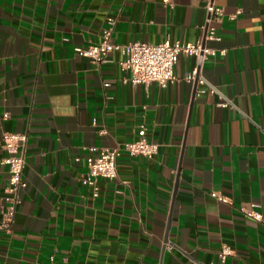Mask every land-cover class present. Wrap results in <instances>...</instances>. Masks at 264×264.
Instances as JSON below:
<instances>
[{"label":"crops","instance_id":"obj_1","mask_svg":"<svg viewBox=\"0 0 264 264\" xmlns=\"http://www.w3.org/2000/svg\"><path fill=\"white\" fill-rule=\"evenodd\" d=\"M215 4L218 40L205 46L224 55L201 65L205 84L182 80L196 61L179 56L178 81L159 87L122 83L118 52L94 65L76 49L98 43L108 19L118 45L195 43L203 0H0V139L26 136L8 230L0 146V264H222V245L223 264H264V0ZM141 128L156 153L121 154L118 180L92 198L80 184L89 150Z\"/></svg>","mask_w":264,"mask_h":264},{"label":"built area","instance_id":"obj_2","mask_svg":"<svg viewBox=\"0 0 264 264\" xmlns=\"http://www.w3.org/2000/svg\"><path fill=\"white\" fill-rule=\"evenodd\" d=\"M203 1L205 21L200 27L201 36L195 43H182L179 41L171 43L165 40L155 45L138 42L118 45L112 39L115 21L114 19H108L107 26L101 31L99 42L76 49V53L80 57L87 58L92 64L100 65L106 61L109 53L118 52L122 57L118 67L125 74V77L121 80L122 83H129L133 86L155 83L159 87H165L178 81L173 75V68L179 56L193 57L196 61V67L191 72L186 73L182 80L186 83L204 85L205 80L200 74L201 65L209 58L224 55V50L216 51L205 46L206 41L218 40L214 24L220 23L222 20L223 10L216 6L215 1L218 0ZM104 86L108 87L109 85L105 84ZM208 92L218 95L220 99L217 104L218 107H233L231 101L222 97L215 87L209 86ZM25 143L26 136L23 134L4 133L0 139V146L6 153L2 163L7 166L8 175V187L3 198L4 205L1 208V227L5 230H8L12 223L16 207L20 203L19 192L26 186L22 176ZM156 151L157 146L145 139L143 128L137 131L135 139L122 146L112 149L92 148L85 158V172L80 178V184L90 193L92 198H97L99 196L100 181L112 182L118 180L116 160L121 154H126L128 157L142 156L149 159ZM120 183L125 184L123 181H120ZM210 196L220 202H226L219 194L211 193ZM244 213L255 220L259 219V215L253 211H244ZM231 254L232 250L222 245L217 255L223 264L226 257ZM48 264L65 263H55L53 257L50 256Z\"/></svg>","mask_w":264,"mask_h":264}]
</instances>
